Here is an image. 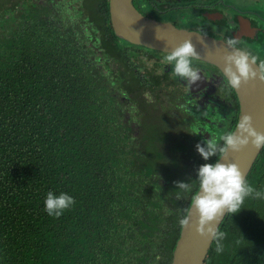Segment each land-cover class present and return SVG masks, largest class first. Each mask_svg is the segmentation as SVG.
I'll use <instances>...</instances> for the list:
<instances>
[{
	"label": "trees",
	"instance_id": "obj_1",
	"mask_svg": "<svg viewBox=\"0 0 264 264\" xmlns=\"http://www.w3.org/2000/svg\"><path fill=\"white\" fill-rule=\"evenodd\" d=\"M140 1L151 0H134L145 14ZM252 19L262 43L264 16ZM153 51L113 33L107 0H0V264L170 263L197 171L219 157L205 161L192 148L204 146L208 139L199 135L211 121L219 132L208 137L222 145L238 103L228 87L234 108L205 115L207 101L188 99L174 64L160 65ZM145 93L172 132L164 144L176 146L156 150L154 132L143 140L121 133L117 98L127 96L141 111ZM183 148L196 152L195 165L174 171V159L158 160L165 153L182 159ZM245 179L264 190V148ZM178 182H192V191ZM49 191L75 204L49 216ZM220 230L223 252L212 241L202 264H264V199L246 198Z\"/></svg>",
	"mask_w": 264,
	"mask_h": 264
},
{
	"label": "clouds",
	"instance_id": "obj_2",
	"mask_svg": "<svg viewBox=\"0 0 264 264\" xmlns=\"http://www.w3.org/2000/svg\"><path fill=\"white\" fill-rule=\"evenodd\" d=\"M251 1L253 3L254 1L258 0ZM132 4L135 7L134 0H132ZM136 10L141 13L139 9L136 8ZM253 12V15L257 13H255V11ZM145 16L154 19L157 22L171 23L172 25L177 27L170 21L158 19L154 16ZM238 17L243 18L242 16ZM215 19H217V17ZM243 19L248 22L249 28H253L255 30V26L250 25L249 20H247L246 18ZM233 31H235V35H233L232 38L227 39H223V37H213L211 35H207L206 32L195 33V35L200 38L202 46H204V37H206L207 35L214 39H223V44L230 50L229 54L223 56L224 77L216 67L215 68L219 71V73L216 72L213 65L204 62L208 65L209 70H212V73L214 74L212 79H216L217 81H224L222 86H215L214 80L205 78L207 77L206 75L204 76L198 68L193 67L192 61L195 59L198 60L199 55L191 40H185L179 46L173 48L171 53L162 52V54H167L163 62L168 64H173L174 62L172 72L175 75L183 78V81L176 84L177 86L179 84H182V86L188 90L187 80L192 85L201 79L200 73L204 76L203 79L206 84L203 86H194V91L192 92H196L199 88L213 87L208 93L210 95V98L206 102V106H209L211 108V111L220 109L221 106H226L230 110L234 108V100L232 99L231 90L229 88L237 91L238 89H240L242 83L247 84L250 80L255 81L257 79L260 83L264 84V53L261 54L262 61L257 63L258 58L253 55L248 49L242 48L239 45L240 41H242L244 38L239 37L237 23L235 24V28ZM135 34L137 38L140 37L139 32H136ZM158 38L159 37L157 36V39ZM221 75L223 78L221 77ZM192 92H190L191 97ZM214 103L217 104L211 105ZM143 105L146 106L145 103H143ZM149 109L153 108L150 107L148 108V110ZM143 114L144 112L139 116ZM139 116L137 123L141 124V122H139ZM145 126L149 131L153 132L151 130V126H157V123H150L149 125ZM127 132L129 131L124 130L121 133L125 134ZM129 133L132 134L131 132ZM157 133L158 136H156V138H160V140L156 142V148L159 147L161 149L170 146L169 143L171 141L168 144H164L163 140V138H167L165 134L168 133H164L163 130H157L156 132H154L155 135ZM220 139L223 141L222 145H217L216 142L212 139L210 141L203 142L204 146H202L201 143H198L196 145V151L205 161H208L211 157H216L218 153L221 158L216 159L215 163H205L199 167L197 171L198 178L196 181L198 182V189L192 195L190 205L185 210L184 216L179 220V223L182 227L188 226L192 211L193 209H195L198 215V219L196 222V233L202 238L210 241H215L217 254L223 252V241L226 238V233L220 230V223L222 222L223 217L227 214H232V216L237 214L242 209V205L245 199L248 197H251L253 199H264V190H258L250 185L245 179L246 176L244 177L236 164H224L221 162L222 159L226 157L229 150L234 153H238L249 145H251L252 148L257 151L264 148V133L257 132L254 129V127L252 126L251 116L240 115L239 121L235 125V130L228 131L226 134L222 135ZM183 149V155L186 157V162L188 164L195 165V163L198 161V155L196 154V152L190 148ZM173 155L174 158L172 159L176 160V158H178L177 154ZM176 187L179 190L191 192L192 182H178ZM74 204L75 199L71 195L63 192L59 195H56L52 191H49L46 195V199L44 200V211L49 216L59 218Z\"/></svg>",
	"mask_w": 264,
	"mask_h": 264
},
{
	"label": "water",
	"instance_id": "obj_3",
	"mask_svg": "<svg viewBox=\"0 0 264 264\" xmlns=\"http://www.w3.org/2000/svg\"><path fill=\"white\" fill-rule=\"evenodd\" d=\"M107 9L111 28L117 37L131 44L142 45L164 53H171L173 48L179 46L185 40H191L199 55L198 60L213 65L223 75V56L230 52L223 44V39H214L206 35L204 37V46H202L200 38L195 35V33L201 32L177 28L171 23L157 22L138 12L133 6L132 0H107ZM238 22H240L237 24L239 37L244 39L255 38V30L249 28L247 21L240 19ZM136 32L140 33L139 38H137ZM157 36L159 37L158 39ZM200 75L201 79L192 85L187 80L190 92L194 91V86L206 84L203 79L204 76L201 73ZM233 91L238 101L235 125L238 123L240 115H248L252 117L254 129L257 132L264 133V84L260 83L258 79L255 81L250 80L247 84L242 83L237 91L234 89ZM235 125L232 131L235 130ZM259 151L252 148L251 145L238 153L229 150L221 162L224 164H236L245 177ZM220 158L219 155L217 159ZM197 219L198 215L193 209L189 225L186 227L180 226L169 264L203 263L212 241L202 238L196 233Z\"/></svg>",
	"mask_w": 264,
	"mask_h": 264
},
{
	"label": "rangeland",
	"instance_id": "obj_4",
	"mask_svg": "<svg viewBox=\"0 0 264 264\" xmlns=\"http://www.w3.org/2000/svg\"><path fill=\"white\" fill-rule=\"evenodd\" d=\"M32 0H28V2H31ZM196 2H200L199 0H195ZM202 1H206V0H201ZM226 2L232 3L236 6H238V8L242 11H248V9H252L253 11L262 14L264 16V0H258V1H254L252 3V5L250 4V0H225ZM198 3V4H193V5H185L184 7L180 6V8H173L171 10H166V11H162V14H158L155 11H153V8L149 6L148 3L144 2V1H140L139 2V7L142 9L147 10L148 15L150 16H154L157 17L158 19H162V20H166V21H170L172 23H174L177 27L179 28H186V29H190V30H198L200 27L198 25V21L201 22L200 20V15L203 13L201 12V9L204 8V6H202V4ZM248 2V4H247ZM205 14H207V12H205ZM224 23L226 24H222L220 26V33L218 32H213V34L218 37V38H222L227 36L230 33V15H225L224 16ZM263 37L262 39V43H260V41L257 42V40H254L252 43L246 44L243 41H240L239 45L242 46V48H246L248 49L253 55H255L258 58V62L262 61L261 58V54L264 53V32H263ZM227 38H232V37H225ZM154 52V51H153ZM154 54H159L160 58L158 60V62H160V65L162 64H166L164 63V58L167 54H162L159 52H154ZM196 60V59H195ZM198 61V60H197ZM193 60L194 64H197L196 62ZM192 63V64H193ZM174 64V62H173ZM159 72V71H157ZM178 87L181 90H185V88L182 86V84H179ZM114 88H110V91H114ZM116 94V93H115ZM144 98V99H143ZM143 98L140 100L139 102V107L141 108V111H137L135 106H133L129 100L127 99V96H124V98H117V102L118 104L121 105V117H120V123L122 126L126 127V130H128L129 132H131L135 138H139L141 140H143V138L146 136L147 132H151L147 129V127L145 125H149L150 123H157V128L152 127L151 130L153 132H156L158 129L163 130L164 133L167 132L166 130V122L164 123V120L161 119L160 117L156 116L154 113L153 109H149L150 111L146 112L145 114L139 116L142 111L144 112L145 110H147L148 108L152 107H146L149 106L147 104H145L146 106L143 105V103H148V104H152V99L151 97L145 93L143 95ZM183 99V96H182ZM188 99H193L191 96L188 97ZM148 102H147V101ZM185 102V101H184ZM167 103V102H166ZM166 103H163V105H165ZM188 104V103H187ZM217 103L211 104V105H215ZM210 105V106H211ZM206 108L208 109L207 113L205 115H208L209 112H211V108L209 106H206ZM202 109H204L202 107ZM205 111V110H204ZM139 116V122H141V124L137 123V119ZM166 118H170V120H172V117H166ZM143 123V124H142ZM196 123L197 120H196ZM217 125L216 122H210L208 125H206V131L203 133V131L200 132L199 137H203L204 139H208L207 141H210L211 138H209L208 136V130H212L214 132H219L218 127H215L213 125ZM214 128V129H213ZM168 134H172L171 130H169L167 132ZM144 142V141H143ZM169 145H173L176 146V144L174 142H170ZM156 150H161L164 151L165 148H155ZM192 149H196L195 147ZM163 154V153H162ZM183 159L180 158H176L175 160V168L174 171H179L182 169V164H186V157L180 156ZM174 158L173 154H164L162 155L161 158H159L158 160L160 162H164V165L166 164V162H168L169 159ZM172 169V168H171ZM173 170V169H172ZM161 179L158 181V184H161Z\"/></svg>",
	"mask_w": 264,
	"mask_h": 264
},
{
	"label": "flooded vegetation",
	"instance_id": "obj_5",
	"mask_svg": "<svg viewBox=\"0 0 264 264\" xmlns=\"http://www.w3.org/2000/svg\"><path fill=\"white\" fill-rule=\"evenodd\" d=\"M201 2V0H199ZM177 2V3H176ZM182 2V3H181ZM187 0H151L148 2L149 6H151L153 8V11H155L158 14H162V11H166V10H171L173 8H180V6L184 7L186 5ZM252 3V1L250 0V4ZM202 6H204L203 9H201V12H203L200 15V20L201 22L198 21V25L200 28L198 30H194V31H199V32H206L207 35H211L213 37H215V35L213 34V32H218L220 33V26L222 25V23H220V21L223 19L224 20V16L225 15H230V19H231V26L230 27V33L227 35L229 37H232L233 35H235V24L240 23L237 22L240 19L246 18L247 20L250 21V25H254L253 23V10L252 9H248V11H242L238 8V6L226 2L225 0H206V1H202L201 2ZM248 4V2H247ZM188 5V4H187ZM136 7V6H135ZM137 8V7H136ZM140 8V7H139ZM138 9V8H137ZM205 12H207V14H205ZM238 16H242L243 18H240ZM218 18L215 19V18ZM157 18V17H155ZM223 20L221 22H223ZM245 20V19H243ZM239 29V28H238ZM190 30V29H187ZM255 30H256V37L253 39H243L242 41L245 42L246 44H249L250 41H254L258 39V34H259V28L257 25H255ZM247 31V30H246ZM247 33H249V31H247ZM260 34H262V32H260ZM225 36V37H227ZM223 37V39L225 38ZM259 39H262V37H260ZM258 41V40H257ZM197 64L193 63V67L198 68L199 71H201L203 73V75L207 76L205 78L208 79H212L213 78V73L212 70H209V67L206 63L202 62V61H197ZM195 65V66H194ZM209 74V75H208ZM183 80V78H181ZM214 80V85L215 86H222L223 85V80L221 81H217L216 79H212ZM213 88V87H212ZM212 88H199L197 89L196 92H192V97L197 100H205L208 101L210 98V95L208 94L209 91H211Z\"/></svg>",
	"mask_w": 264,
	"mask_h": 264
}]
</instances>
